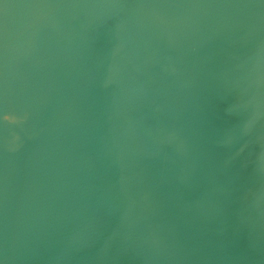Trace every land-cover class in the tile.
I'll use <instances>...</instances> for the list:
<instances>
[{"label":"water","instance_id":"95a60500","mask_svg":"<svg viewBox=\"0 0 264 264\" xmlns=\"http://www.w3.org/2000/svg\"><path fill=\"white\" fill-rule=\"evenodd\" d=\"M0 264H264V0H0Z\"/></svg>","mask_w":264,"mask_h":264}]
</instances>
